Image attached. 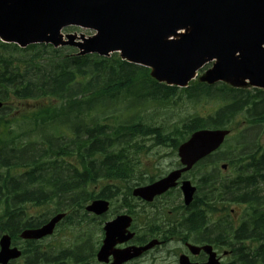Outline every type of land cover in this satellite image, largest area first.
Returning a JSON list of instances; mask_svg holds the SVG:
<instances>
[{
	"label": "trees",
	"instance_id": "obj_1",
	"mask_svg": "<svg viewBox=\"0 0 264 264\" xmlns=\"http://www.w3.org/2000/svg\"><path fill=\"white\" fill-rule=\"evenodd\" d=\"M69 52L73 51L44 45L21 50L0 43V101L5 104L0 113L15 116L0 118V127L8 124L0 135V147L10 150L1 155L6 162L0 163V169H6L0 176V232L13 239L21 230L45 222L30 217L29 207L38 210L56 198L55 211L66 212L65 221H71L94 199L90 188L100 179L105 185L98 198L128 200L134 167L127 144L133 139L152 137L156 146L176 150L191 133L236 127L238 117L252 126H264V92L260 90L198 82L180 90L157 83L149 70L118 56L76 57ZM182 95L191 101H216L219 107L214 116H192L170 134L164 123L150 124V115L140 114L153 104L167 105ZM253 145L250 153L227 160L235 171L229 181L201 176L200 195L192 205L193 234L209 236L211 230L213 235L206 242L231 248L232 264H264V193L259 188L264 183V148L257 142ZM21 168L28 172L19 176ZM116 182H125L124 188ZM11 195L17 197L15 201ZM227 199L247 205L238 226L228 215L219 217ZM40 251L35 249L32 256L41 264H69L64 258L70 257L67 253L46 257ZM73 261L86 264L82 256Z\"/></svg>",
	"mask_w": 264,
	"mask_h": 264
},
{
	"label": "water",
	"instance_id": "obj_2",
	"mask_svg": "<svg viewBox=\"0 0 264 264\" xmlns=\"http://www.w3.org/2000/svg\"><path fill=\"white\" fill-rule=\"evenodd\" d=\"M71 26L93 30L96 35H67L63 41L61 30ZM0 39L20 47L41 43L71 46L80 56L118 53L122 60L149 69L157 82L180 88L205 64L215 61L202 82L264 91V0H0ZM228 134V130L195 132L178 148L184 168L135 189L133 196L150 202L175 187L181 174L216 151ZM181 191L188 205L195 189L184 181ZM86 210L102 215L108 203L94 201ZM64 216L58 214L42 227L24 231L21 238L39 240L51 235ZM130 223L129 217L120 216L106 224L98 261L105 262L112 255L113 264H121L153 247L150 243L134 248L133 254L113 250L117 243L132 238L127 232ZM9 244L7 236L1 238L0 264L20 256ZM190 250L199 252L193 247ZM203 250L210 254L206 264H218L209 247ZM180 264L189 263L182 257Z\"/></svg>",
	"mask_w": 264,
	"mask_h": 264
},
{
	"label": "rangeland",
	"instance_id": "obj_3",
	"mask_svg": "<svg viewBox=\"0 0 264 264\" xmlns=\"http://www.w3.org/2000/svg\"><path fill=\"white\" fill-rule=\"evenodd\" d=\"M66 32L63 33H82L84 35H88L87 31L83 30H65ZM212 66L211 63L204 66L202 70L198 72V77L204 75L205 71L210 69ZM198 78V79H199ZM196 79V80H198ZM249 90V89H248ZM176 101H173L167 105L162 104H153L149 108H147L146 112L140 110V114L143 115H150L151 120L149 121L150 124L153 125H161L164 123V127L167 131L166 134L172 133L173 129L176 126H182L184 121H187L192 116H199V117H208L214 116L215 112L219 107V102L210 101L208 99H199L197 101H191L183 95L181 98H176ZM113 112H117L118 109L112 110ZM237 125L238 123L244 122L242 117H238L236 119ZM234 128L233 126H231ZM239 131H241V135L234 129V132L229 137L227 142L225 143L224 147L213 157L209 158L205 162V166L196 168L193 170V174L187 178L189 181H192L193 185L198 186V180L201 175V169H207L208 172L214 170H219L221 164H227V160L231 157H237V155L242 153L249 152V149L254 147V143H258L260 146L264 147V126H250L249 124H243L239 127ZM241 137H245L247 140L252 141L251 144H246L243 140L240 141ZM246 145H244L243 144ZM127 150L129 151V158L131 159L132 166L134 167V174L132 180H130L129 185H134L136 182V178H149L153 177L154 179H158L161 176H165L168 172H170L177 163V156L176 152L168 147H161L156 146L155 141L152 137H138L133 139L127 144ZM220 152H222L220 154ZM6 160V159H5ZM218 161L215 165L214 163ZM59 171L57 174H60ZM221 174L230 176L233 173V170L229 168L226 172ZM145 173V175H142ZM218 176V175H217ZM119 184V183H117ZM95 189V187H93ZM264 189V185L261 186ZM32 191V190H31ZM30 191V192H31ZM163 204L167 205L169 210L171 205L173 204H180L181 195L179 191H173L169 194L166 198L163 199ZM135 201L132 203L134 205ZM120 201H115L113 204V210L111 214H108L105 217H102L99 224L106 220L111 219L114 217L115 210H121L120 208ZM56 208L55 201L50 203L48 206L38 209L30 208L28 210L29 216L34 217L37 220H44L47 218L48 213H52ZM229 210L236 211L234 215L237 213L239 214L242 211L241 207H238L234 204L228 205ZM84 213V212H83ZM82 212L80 213L81 218L79 216L73 217L69 222H63L60 225V228L57 229L56 233L42 242V245L46 247L48 250L47 255L49 256H57L59 254H69L72 257L82 256L86 264H98L95 262L96 260L93 254V251L96 249L95 247L100 244L101 237L99 228L101 225H98L96 230H92L91 224L88 222L90 215L86 214L84 216ZM118 214V213H117ZM47 216V217H46ZM84 219L83 222L79 223L80 220ZM137 229V225L134 230ZM209 236H212L213 233L211 230L208 231ZM207 235L198 236L191 238L190 243L197 244L196 242L201 238L209 237ZM173 243H176L174 241ZM183 252L180 251L178 246H168L166 248H157L149 253H147L140 261H137L133 264H178L177 257L178 255ZM93 259V262H91ZM73 262V261H72ZM70 262V264H73ZM22 264V261L16 263Z\"/></svg>",
	"mask_w": 264,
	"mask_h": 264
},
{
	"label": "flooded vegetation",
	"instance_id": "obj_4",
	"mask_svg": "<svg viewBox=\"0 0 264 264\" xmlns=\"http://www.w3.org/2000/svg\"><path fill=\"white\" fill-rule=\"evenodd\" d=\"M180 166H176L175 169H178ZM193 174V171H191L189 174H187V178H189ZM141 175H144L142 173ZM27 190L30 192L32 190V187L29 185L27 186ZM97 191V187L94 189ZM178 191V190H177ZM2 192H4L2 190ZM3 193H1L2 195ZM50 194V192H49ZM6 196L7 194H3ZM168 196V193L155 198L152 202H145L143 200H137L134 205V212H129L128 215L132 218V228L130 230L134 234L133 239L121 246H118L119 249L128 248L130 246H142L150 241H157L159 244L154 247L155 248H166L168 246H178L180 251H185V248L187 244L189 243L188 239V232H185L186 228L187 231L190 230L192 222H193V213L191 208H186L183 205L178 207V204H173L169 208H172L173 210L167 211L166 208H168L167 205L163 204V199ZM17 197L14 195H11L12 201H15ZM2 197H0V200ZM4 199V198H3ZM98 218V217H97ZM96 218V219H97ZM137 225V229L134 230V228ZM174 230H179L182 233L179 237H174L172 232ZM16 231V230H15ZM2 235H0L1 237ZM101 242L98 247L96 246L95 250L93 251L95 260L97 259V253L99 251V247L101 246L102 240L104 238L103 229L100 233ZM13 239V238H12ZM176 241V243H173ZM12 243V241H11ZM12 246L15 245L14 241L11 244ZM41 245V244H39ZM205 245V244H203ZM19 246L21 244L19 243ZM213 251L216 252L217 258L220 259V264H226L225 260L230 258V253L225 255L226 249L219 250L218 248H215L213 245ZM27 251L29 255L32 256L33 251L37 248H33L32 244L28 243L26 244ZM43 250L46 249V247H42ZM187 250V248H186ZM144 254V253H143ZM141 255L139 258L133 259L127 264H133L137 261H140L146 254ZM182 252L179 254L181 255ZM185 254H188L186 252ZM208 256L204 253H200L199 255L195 257H190V260L193 262L202 263L207 260ZM112 262V258H108V263L110 264ZM9 264H16V262H10Z\"/></svg>",
	"mask_w": 264,
	"mask_h": 264
},
{
	"label": "bare ground",
	"instance_id": "obj_5",
	"mask_svg": "<svg viewBox=\"0 0 264 264\" xmlns=\"http://www.w3.org/2000/svg\"><path fill=\"white\" fill-rule=\"evenodd\" d=\"M125 83V82H124ZM84 137V136H83ZM29 187V186H28ZM249 198V197H248ZM198 220V219H197ZM8 223H10V222H8ZM15 223V222H14ZM201 225V224H200ZM16 229V228H15ZM248 260V259H247Z\"/></svg>",
	"mask_w": 264,
	"mask_h": 264
}]
</instances>
